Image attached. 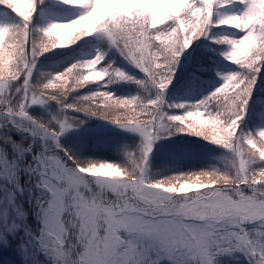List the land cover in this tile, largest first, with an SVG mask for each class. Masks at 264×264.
<instances>
[{
    "label": "snow or ice",
    "instance_id": "obj_1",
    "mask_svg": "<svg viewBox=\"0 0 264 264\" xmlns=\"http://www.w3.org/2000/svg\"><path fill=\"white\" fill-rule=\"evenodd\" d=\"M59 3L84 11L69 22H51L39 29V38L30 44L29 22L36 0H0L23 21L17 29L0 26V117L39 141L34 149L31 141L25 145L11 136L0 137V181L20 191L17 175L23 171L38 190L32 212L38 235L25 229V236L38 243L51 264H214L215 255L227 252L243 253L249 264H264V129L255 136L238 135L264 66V0ZM234 4L242 6L239 14L219 15L213 23L216 9ZM220 26L243 33L239 39L214 41L229 46L224 58L242 73L222 77L223 85L194 110L167 115L161 111L163 94L179 57L194 40L207 37L211 27ZM93 34L144 74L146 83L157 90L155 99L144 103L136 97L117 99L97 91L65 104L70 93L89 84L130 79L111 64L98 67L103 60L100 54L38 86L30 83L37 57L68 47L69 37L72 45ZM21 77L12 104L9 89ZM49 102L137 133L142 142L136 152L127 154L128 167L74 160L58 143L72 124L64 117L53 118V129L27 113L29 107ZM25 121L30 129L21 127ZM173 124L180 126L179 132L232 153L231 174L201 171L147 182L152 145ZM3 145L11 148V158ZM190 189L195 191L189 194ZM0 190L8 191L5 184H0ZM19 227L5 224L0 239Z\"/></svg>",
    "mask_w": 264,
    "mask_h": 264
},
{
    "label": "rangeland",
    "instance_id": "obj_2",
    "mask_svg": "<svg viewBox=\"0 0 264 264\" xmlns=\"http://www.w3.org/2000/svg\"><path fill=\"white\" fill-rule=\"evenodd\" d=\"M49 1H54L55 0H49ZM59 3V0H56ZM62 4V3H60ZM21 8H23L24 6L21 5ZM53 9H45L43 12L40 11V16L42 19H45L46 22H61V23H66L69 22L73 19H76L79 15L82 14V12L84 11L83 9L77 8L73 11H71V15L69 16H65L67 14H70V12H61V11H52ZM242 10V6L239 4H234V5H230L229 7L224 8L223 10V15L226 14H239V12ZM11 20H9L8 18V13L6 11L5 8L1 9L0 8V26H9L10 25ZM17 26V25H16ZM39 26H35L34 29H38ZM40 29H43L40 28ZM243 35L242 32L238 31L235 34V39H239L241 38V36ZM94 59V48L92 49V51H90V54H88V56L86 57V60H93ZM226 64L224 66L225 68H222L219 70L218 73H234V70L232 67H228L230 63V61L223 59ZM182 70L184 72L188 71V68H182ZM200 71V70H199ZM43 72L42 70H40V68L38 67V65L34 64L33 68H32V72L30 75V83L33 86H38L41 82H47L49 79H51L52 77H54L55 75H57L56 73H41ZM242 73V71H236L235 73ZM60 74V73H58ZM191 76H193V73H189ZM260 77L257 76L256 78V82L254 85V88L257 85H261V83L264 80V75L262 73H260ZM23 81V77H21V79L17 82H15L14 84L11 85L9 92L13 94L12 99H11V103L15 104V96L18 94H15V88L22 83ZM224 83V81H223ZM223 83L221 84V86L223 85ZM253 88V89H254ZM92 91L97 92L96 89H92ZM264 92V89L262 90ZM144 98H147V96L142 98L141 102L147 103L148 101L155 99V97H152L151 99L148 100H144ZM171 98H174V102L176 104H180L182 101V97H178V96H171L170 94L166 95L165 98L163 99L164 101V105L162 109H166L169 110L167 105L168 103H170ZM259 103H261V100L258 101ZM66 104V102H65ZM33 107H36L38 109V111H33L37 114H40L41 117H37L35 118L34 116H30L38 121H40L41 123H45L47 124L50 128L55 129L56 128V124L53 122V118L59 119L61 117H64L68 120L69 123L72 124V127L70 128L69 131L65 132L63 135L59 136L58 138V143L61 145L62 148H64L71 156L74 160H77L81 163L83 162H106L105 160H102L101 158L98 157H91L88 156L87 159H84V157L82 159L78 158V155L80 154V152H82V154L84 155V153L86 152L87 154H89V151H92L94 154H98L96 148L98 147V136L96 134L90 133V134H86L83 133L82 130L81 132H77L75 130V123L73 122L72 118H73V113H71L70 111H66L65 110H61L60 107L55 103V102H51V103H47L46 105H33L31 107H29L27 110L29 111L30 109H32ZM247 110V109H246ZM250 111V114L248 115V117H250V122L246 121L245 119H243L240 124H239V129H238V135L240 136H249L252 135L254 136L259 130L264 129V122H263V115H262V110L260 109V107L258 106L257 103L252 104V108ZM32 113V112H30ZM29 113V114H30ZM67 113V114H66ZM167 115H176L173 111H170L169 113L164 112ZM246 116V114H245ZM244 116V117H245ZM4 120L3 117H0V122H2ZM26 124L22 125H29L31 127V125L28 122H24ZM104 123H102L99 120H96V126L93 127H89L87 130H92L95 133L101 134L102 136L104 134H107L108 137L112 136L116 137L115 135H118V132L116 130H107L106 128H104L105 126L103 125ZM251 124V125H250ZM0 125H4L6 129H4L6 131V133H1L0 132V136H11L10 135V128L7 126V124H0ZM172 126V125H171ZM171 130H173V127H170ZM170 128L167 132H161L160 135V139H157L153 145H152V151L149 154L148 157V161L146 164V177H147V182H156L160 179L156 178V176L154 178H150L151 173L154 170L150 171L151 166L162 165V161L164 158L165 153L169 156V152H172L171 149H169L167 147V142L165 137H167V135L169 133H171L173 135V133L170 131ZM116 129V128H115ZM0 130H2L0 128ZM16 132V131H15ZM126 132V131H125ZM17 135V134H16ZM15 135V137L17 138V136ZM12 137V136H11ZM127 140L125 142V144L122 146V148H120V150H122L123 148H125V150H130V153H134L138 150L139 145L142 142L141 137L137 134L134 133L132 131L128 130L127 133ZM13 138V140L16 141H20V139H16ZM31 138V139H30ZM25 137V140L23 141L24 144L26 145L29 141L32 142L34 149L38 147L39 145V141L36 139H33L32 137ZM118 139V137H116V140ZM92 142L91 144L89 143ZM0 145H2V141H0ZM6 149V151L9 154V157L11 158L12 156V151L11 148L7 147L6 145H3ZM219 147V146H218ZM200 151H209L210 153H207V160H208V165L209 167H216L219 166L220 163L224 160V155H220V153H215L214 149H215V145L211 144H203L200 145ZM224 149V148H223ZM225 150V149H224ZM226 152V151H225ZM58 155L63 156V153H59ZM121 156H123L121 154ZM232 157V154H231ZM30 159V156H28L27 154L24 157V161L27 162V160ZM206 160V163H207ZM165 162V161H164ZM69 165L71 164V161H68ZM168 167L170 169H174L175 167L171 166V164L168 165ZM159 168V167H158ZM157 168V169H158ZM169 168H167L165 166V164L163 163L161 169L159 170V173H167L169 171ZM91 179V178H89ZM17 183L20 186V191H17L15 188H13L12 186H10V189L13 190V194H15L14 191H16L17 195L15 197H19V199L21 198L22 200H24V202L22 203L21 200L20 202L16 201V198L13 196L12 197V205L9 207V210L11 213V222H13L12 224H19L20 227L15 229L13 232L10 233H5L4 234V239H0V244L2 246L4 245H9L10 241L9 239L11 237H8V235L14 234L16 232L19 231V229H23V227H26V222L28 221V218L30 217L31 219L35 220V218L32 215L33 212V204L35 201V198L38 194V192L34 191V187L32 186V184L34 183V180L30 181L28 176L23 172L20 171L17 175ZM192 191H195L193 189L189 190V194H191ZM27 204V206H25ZM25 213L27 215H25ZM3 230V229H1ZM29 242H27L28 244ZM27 246V245H26ZM23 252V256L22 258V264H29L28 263V258L26 257V250L25 249H21ZM35 255V253H34ZM218 257L214 256V264H245L247 262H249V259L244 255V254H237L236 252H227V253H220L217 254ZM222 258H230V260L232 261L231 263H224L223 261H221Z\"/></svg>",
    "mask_w": 264,
    "mask_h": 264
},
{
    "label": "trees",
    "instance_id": "obj_3",
    "mask_svg": "<svg viewBox=\"0 0 264 264\" xmlns=\"http://www.w3.org/2000/svg\"><path fill=\"white\" fill-rule=\"evenodd\" d=\"M214 21L216 22L215 19H214ZM204 38L205 37H201L200 39L194 40L192 42V47H195L197 49L201 45V42ZM76 43H77V46L81 47L80 49H82V50H86L89 45H94L96 43H99L100 53H101V55H103V60H102L101 64L99 65L100 67H104L108 64H111L113 68L119 69L124 73H128L127 72L128 70H136V71L140 72L135 67L132 68L133 66L131 64H129L127 61H125L122 57H120V55L117 53V51L114 48H111L106 40L100 38L96 34H93L91 36H83L80 39H78L76 41ZM189 52L190 51L185 50L183 53L186 57L195 56L193 52L189 56ZM84 62L85 61H80L78 64H82ZM71 65H74V64L72 62H70V64L64 63L62 66H60V70H62L64 67H67V66L71 67ZM210 66H214V65H210ZM66 69H68V68H64L63 70H66ZM180 73H182V72H180ZM110 82H112V80ZM94 85L95 84H89L86 87L77 90L76 92L70 93L68 95V97L66 98V100L64 101V103L66 102V104H73L79 97H82L85 95H91L92 93H94V91H92V87ZM96 90L102 91L101 88H96ZM113 97L120 99L119 97H116V96H113ZM91 117H94V116H87L81 112H75V118L80 123H83L85 120H88ZM79 126H81V125H79ZM182 133L187 134L186 132H182ZM187 135H190V134H187ZM195 137H197V136H195Z\"/></svg>",
    "mask_w": 264,
    "mask_h": 264
}]
</instances>
